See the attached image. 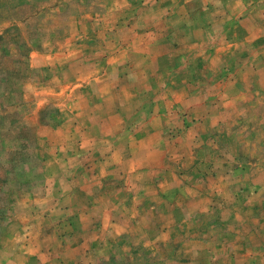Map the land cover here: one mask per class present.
<instances>
[{
	"label": "rangeland",
	"instance_id": "374dc122",
	"mask_svg": "<svg viewBox=\"0 0 264 264\" xmlns=\"http://www.w3.org/2000/svg\"><path fill=\"white\" fill-rule=\"evenodd\" d=\"M194 31L204 37L217 33V43L232 51L218 59L214 73L201 71L194 60L191 72H203L205 83L223 88L213 96L210 88L191 90L201 93L208 115L198 108L200 116L191 119L186 107L176 106L175 120L164 132L170 139L188 130L197 133L185 174L213 181L203 184L207 192L201 206V201L197 206L187 201L171 220L204 241L219 232L226 238L236 235L235 241L242 236L257 248L260 255L252 250V256L262 264L264 0H0V208L11 213L10 223L24 225L26 214L27 224H33L41 216V199L50 195L54 199L44 210H68L73 180L81 181L82 202L81 188L107 153L99 155L104 146L84 139L85 133L105 132L99 128L104 121L91 119L106 116L105 129L115 130V120L106 114L111 109L99 98L106 93L105 83L114 88L125 78L130 82L133 68L147 65L150 57L164 80L165 70L176 67L169 66V58L180 50V35ZM192 57H185L188 65ZM194 74L187 81L198 86ZM123 115L122 133L147 127L137 113L134 119ZM209 115L212 119L204 122ZM138 236L140 242L148 240L146 233ZM176 237L178 232L170 240ZM154 252L156 259L178 263V251H171L174 259L165 253L169 250Z\"/></svg>",
	"mask_w": 264,
	"mask_h": 264
},
{
	"label": "crops",
	"instance_id": "0c3cea01",
	"mask_svg": "<svg viewBox=\"0 0 264 264\" xmlns=\"http://www.w3.org/2000/svg\"><path fill=\"white\" fill-rule=\"evenodd\" d=\"M194 23L202 26L201 21ZM180 36H184L180 38V50L169 58L172 63L169 66L173 68L175 63L176 67L160 72L165 73V81L156 75L157 60L150 57L147 65L138 64L133 68L130 82L125 78L114 88L105 83L106 93H101L99 98H104L110 107L106 114L115 120V130L108 133L105 129L106 116L99 114L91 119L93 123L104 121L99 128L104 127L105 132L85 133L84 139H90L87 143L90 146V142L104 146L99 155L107 153L101 155L102 161L95 166L99 168L97 174L91 175L90 183L81 188L82 202L78 198L81 181L73 180L71 192L74 197L70 198L69 209L58 211L52 206L44 210L49 200L54 199V195H50L41 199V210L37 211L41 216L37 215L40 219H34L33 224H27L26 214L24 225L12 224L8 221L11 213L0 208V264H171L170 258L154 257V250L158 249L169 250L165 252L169 257L174 254L171 251H178L176 259L171 257L178 260L177 264L255 263L252 262L256 261L252 250L257 256L260 253L242 236L235 241L236 235L226 238L219 232L214 241H204L203 236L186 235L187 227L178 228L171 220L176 218L177 212H183L182 207L187 201H194L195 204L190 203L192 206L201 201V206L203 193L207 192L203 184L213 181L185 174L188 162L192 161L188 152L197 133L188 130L170 139L165 134L166 128L175 120L176 106L186 107L191 119L200 116L198 108L208 115L205 110L208 104L200 102L201 93L191 94L190 91L199 87L209 91L210 88L213 96L223 85L212 82L210 87L203 79V72L196 70L194 75L201 83L198 86L189 83L187 77L194 73L190 65L197 62L201 71L214 73L218 59L232 51L231 47H221L217 43V33L204 37L202 31H194ZM190 54L193 57L188 65L185 57ZM158 65L160 71L161 65ZM144 93L147 98L143 100ZM115 101H120V106ZM115 106L119 108L115 109ZM124 113L127 118L134 115L133 119L137 113L139 121L147 126L145 130L122 133ZM208 117L212 119L209 115L204 122ZM53 205L57 204L54 202ZM160 219L169 221H163L162 225ZM175 232L179 237L170 240ZM192 232L196 233V229ZM201 232L202 228L200 235ZM139 233H146L148 240L140 242ZM139 251L145 255L143 261H140ZM256 264L259 263L256 261Z\"/></svg>",
	"mask_w": 264,
	"mask_h": 264
}]
</instances>
